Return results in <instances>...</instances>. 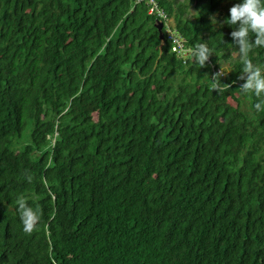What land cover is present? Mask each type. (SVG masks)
Listing matches in <instances>:
<instances>
[{
    "label": "trees",
    "instance_id": "1",
    "mask_svg": "<svg viewBox=\"0 0 264 264\" xmlns=\"http://www.w3.org/2000/svg\"><path fill=\"white\" fill-rule=\"evenodd\" d=\"M239 2L0 0V264H264V97L242 93L225 23Z\"/></svg>",
    "mask_w": 264,
    "mask_h": 264
},
{
    "label": "clouds",
    "instance_id": "2",
    "mask_svg": "<svg viewBox=\"0 0 264 264\" xmlns=\"http://www.w3.org/2000/svg\"><path fill=\"white\" fill-rule=\"evenodd\" d=\"M225 23L235 27V30L231 32L233 45L239 46L238 62L242 65V72L247 74L246 82L240 88L242 93L254 95L255 98L264 97V67L253 62V54L257 50H264V0H240L231 7L230 17ZM212 55V49L204 43H201L193 52L200 67H204ZM217 73L224 75L223 70ZM241 79H244L243 75ZM216 81V89L221 90L219 80L216 79ZM255 108L258 111H264V100L259 99ZM18 213L25 233L31 234L37 230L40 215L24 199L18 200Z\"/></svg>",
    "mask_w": 264,
    "mask_h": 264
},
{
    "label": "rangeland",
    "instance_id": "3",
    "mask_svg": "<svg viewBox=\"0 0 264 264\" xmlns=\"http://www.w3.org/2000/svg\"><path fill=\"white\" fill-rule=\"evenodd\" d=\"M223 10H224V9H223ZM223 10H222V11H223ZM155 11H156V10H155L154 7H150V10H149L150 13H155ZM169 20H171V21H168L167 25H168V24L170 25V23L174 24L172 18H170ZM156 21H157V22H163L161 19H157ZM163 24H164V22H163ZM177 41H178V42H182L181 39H178ZM224 66H225V67H224L223 70L226 69V65H224ZM236 101H237V95H234V96L229 97V100H228L229 104L236 105Z\"/></svg>",
    "mask_w": 264,
    "mask_h": 264
},
{
    "label": "water",
    "instance_id": "4",
    "mask_svg": "<svg viewBox=\"0 0 264 264\" xmlns=\"http://www.w3.org/2000/svg\"><path fill=\"white\" fill-rule=\"evenodd\" d=\"M156 26L158 27L159 29V34H160V38H161V45L164 44V32L162 30V27H163V22H157L156 21Z\"/></svg>",
    "mask_w": 264,
    "mask_h": 264
},
{
    "label": "built area",
    "instance_id": "5",
    "mask_svg": "<svg viewBox=\"0 0 264 264\" xmlns=\"http://www.w3.org/2000/svg\"><path fill=\"white\" fill-rule=\"evenodd\" d=\"M150 1H152V2H154V0H150ZM154 8L156 9V6H154ZM161 13V12H160ZM173 37H174V35H173ZM178 39L175 37L174 38V41H176L177 43H178V46H181V48H182V44H181V42H178L177 41ZM176 46V45H175ZM182 50V49H181Z\"/></svg>",
    "mask_w": 264,
    "mask_h": 264
}]
</instances>
